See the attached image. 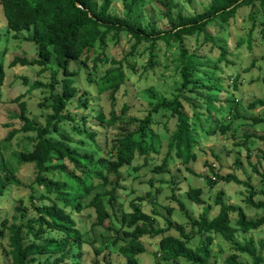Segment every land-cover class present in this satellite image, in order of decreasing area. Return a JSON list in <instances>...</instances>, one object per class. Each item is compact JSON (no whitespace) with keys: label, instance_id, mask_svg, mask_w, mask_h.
Returning a JSON list of instances; mask_svg holds the SVG:
<instances>
[{"label":"trees","instance_id":"trees-1","mask_svg":"<svg viewBox=\"0 0 264 264\" xmlns=\"http://www.w3.org/2000/svg\"><path fill=\"white\" fill-rule=\"evenodd\" d=\"M171 1V0H169ZM264 8V0H210L209 5L202 11L192 15L176 12L168 18V27L157 29L152 25L136 24L129 18L132 10L131 2L124 4L122 15L111 11V0H0V9L7 29L17 33L21 30L29 31L26 40L34 44L37 56L27 59L13 57L9 66H37L39 72L45 70L54 60V70L50 72L47 83L33 82V86L42 85L49 91L40 106L49 109L45 112L43 122L40 124L30 117L26 104L17 96L12 101L17 102L18 112L14 114L20 123L16 129H10L3 137L8 141L13 135L21 132L30 142L27 149L21 150L16 155V162L32 164L34 177L29 184L41 186L38 196L29 207L16 206L19 217H13L8 223L6 218L0 220V235L5 229L7 234L8 264H79L81 257L80 246L83 242L72 211H77L83 206L82 200L89 196L86 207H89L95 217L94 224L100 225L105 219L111 221L115 218L122 230L123 244H116L112 240V252L124 258V264H137V255L144 251L140 238L149 236L157 240V259L152 264H211L210 244L212 234H218L230 244L233 252L229 253L222 264H260L263 254L257 250L251 236L238 239L240 233L254 232L264 227V189L262 199L251 201L252 187L248 182L246 200L261 211L256 218H247L238 206L225 204L221 192H218L214 204L218 206L216 215L211 218L205 209L198 218H189L190 230L184 232L179 224L171 225L166 219L162 228L154 225V218L140 209L141 196L137 202L129 203L131 210L116 213V189L119 187V169L131 164L137 156H145L147 152L154 151L152 139L155 135L151 124L154 121L152 114L162 111L167 122L163 124L169 132L166 140V151L163 161L153 169L163 171L168 160L173 158L186 162L194 158L192 147L197 144L195 135L202 132L204 136L224 133L230 128L231 122L240 116L237 110L238 102L233 96L217 98L223 85L215 76L218 70L217 63L226 60L228 47L225 41L220 44L213 39L212 31L224 29L230 19L239 10L253 6V2ZM175 6L174 3L171 4ZM246 19L250 21L247 33L250 34L257 22V15L251 10L247 11ZM264 26V22L261 23ZM121 33L126 34L129 42L128 50L120 59L107 56L105 44L107 38H112L117 43ZM238 36L235 45L241 43ZM193 40V42H190ZM203 42L210 43L211 49L216 51V60H206L198 52ZM250 38H247L249 44ZM146 43V44H145ZM175 44V56L170 59L172 68L178 74L180 82L175 88L177 92L170 98L161 96L155 104L147 109L142 118L129 117L126 123H135L137 126L130 130L115 133L104 154L95 155L89 150H79L73 144L72 135L63 127V123H71L70 131L86 136L93 141L94 134L86 128L85 117L80 116L79 124L74 114L68 111L69 106L84 109L87 107V97L83 92L76 100L73 79L69 76L75 73L69 71L67 66L71 62L80 60L81 63H91L90 69L96 71L98 65L109 62V68L95 81L98 91H106L110 106H113L114 94L118 88L128 82L129 73L137 70V55L139 45L141 53L146 54L145 62L141 65V73L158 67L161 59H167L166 48ZM212 44V45H211ZM98 46L100 51L93 57L90 56ZM198 49V50H197ZM213 50V51H214ZM215 56V55H214ZM227 62V61H226ZM123 67L127 71L123 70ZM61 77H57V71ZM194 73L202 74L198 79ZM95 74V73H94ZM2 66L0 63V79ZM204 77L207 78L203 81ZM201 78V79H200ZM202 82V83H201ZM58 85L59 89L56 90ZM235 86V81L232 83ZM193 92L192 97L187 93ZM195 97L199 100H196ZM264 99H254L248 107L263 105ZM128 104L120 106V113L125 112ZM203 108L204 110H194ZM96 118L110 126L114 124L118 115L113 108L108 111V117L97 114ZM251 123L264 122V118L252 117ZM226 121V122H224ZM6 126V125H5ZM8 126V125H7ZM244 145L249 137H258L264 143V134L243 133ZM148 138V139H147ZM75 143V141H74ZM137 143V148L132 147ZM76 144L83 145L82 138ZM95 149H101L98 145ZM101 152V150H100ZM173 155V156H172ZM264 160V152L260 156ZM256 174L264 181V166L259 170L252 166ZM213 179L204 175L203 179L208 185L215 183L214 179L223 181L233 180L239 182L232 174L219 175L208 165ZM10 184L21 185L15 177L13 170L0 159V196ZM97 186L107 187L95 190ZM187 196L194 203H201L200 188H187ZM30 199L34 198L32 193ZM178 201V200H177ZM180 206H182L180 204ZM168 213L171 212L167 208ZM235 215L231 222L230 215ZM176 229L178 235L164 234L170 228ZM196 233L204 234V238L195 246H190L188 241ZM237 233V236H236ZM120 238L119 236H117ZM117 238V239H118ZM122 239V238H120ZM263 241L258 242L262 247ZM100 250L94 248V255ZM110 254V253H109ZM237 254H245L249 263L238 258ZM41 255H45L41 259ZM90 264H99L94 258ZM105 264H110L108 261Z\"/></svg>","mask_w":264,"mask_h":264},{"label":"rangeland","instance_id":"rangeland-1","mask_svg":"<svg viewBox=\"0 0 264 264\" xmlns=\"http://www.w3.org/2000/svg\"><path fill=\"white\" fill-rule=\"evenodd\" d=\"M129 2L132 4L129 18L134 20L136 24H149L157 29H165L168 27L167 19L172 18L176 12H181L184 15L198 13L209 5L210 0H111V11L122 15L124 4ZM172 3L175 6H172ZM248 10L257 15V22H255L257 25L250 34L247 33L250 24V21L246 19ZM262 22H264V8L258 6L255 1L249 9L247 7L239 9L224 29L212 31L216 43L220 42L221 44L225 41L229 51L226 60L221 59L217 63L218 70L215 72V76L220 79L223 89L216 96L217 98L233 96L238 102L237 113L243 117L233 120L230 128L226 129L224 133L216 132L204 136L202 132H198L195 135L197 144L192 147L193 159L182 162L172 157L166 163L163 171L156 172L153 168L164 159L169 132L163 126L168 120L165 116L166 113L159 111L152 114L154 121H152L151 128L155 133L152 139L154 151L149 150L145 156L135 157L131 164L124 165L119 169V187L115 192L117 215L121 211H130L129 203L139 201L137 198L141 196L140 209L143 213L154 218L155 227H164L167 219L171 225L179 224L184 232H188L190 224L189 218L185 214L191 218H198L199 214L206 209L209 218L216 215L218 206L214 204V200L218 192H221L225 204L242 208L247 218L254 219L261 214V211L252 203L247 202L248 187L244 185V182H248L252 187L251 201L255 202V200L263 198L260 190L264 189V181L260 179L252 166L254 165L259 170L264 166V160L260 157L261 152H264V143L258 137H249L244 145L240 142L244 139L243 133L264 134V122L253 124L250 119L252 117L264 118V104L255 105L252 108L247 106L254 99H264V26H261ZM29 33L26 30L14 33L7 29L0 9V63L2 66L0 79V159L5 161L7 166L13 170L15 177L21 182V185H8L3 195L0 196V220L6 218L8 223L12 221L13 217H19V212L15 207L19 205L21 210L24 206L29 207L30 202L36 200L41 188L36 184H32L31 188L29 187L34 177L32 164L19 165L16 162L17 153L30 146L25 135L18 132L8 141L3 140L4 135L10 129H16L20 125L18 119L14 117V114L18 112L17 102L12 101V99L21 96L19 100L25 102L28 115L41 124L45 112H48L49 109L40 106V103L44 97L48 96L49 91L42 85L33 86L32 84L33 82L47 83L50 72L55 67L54 60L49 62L51 64L42 72H39L37 66L8 65L15 56L27 59L37 56L34 44L26 40ZM238 36L242 37L241 43L235 45ZM127 37L126 34L121 33L117 38V43H114L112 38H107L106 55L120 59L128 50ZM247 38H250L249 44ZM210 43L203 42L201 48L197 50L203 54L202 56L206 60L212 62L216 60V51L214 48L211 49ZM174 45L171 44L166 48L167 59L160 57L159 66L154 67L153 70L148 69L144 73L140 72V67L145 62L147 55H139L141 53L140 48H142V45H139L138 53L134 56L137 62V70L127 74L128 82L121 85L115 92L113 106H110L107 92L98 91L95 84V81L103 74V70L109 68L111 63L106 62L98 65L96 71L90 69L91 63L84 64L80 60L71 62L67 66L69 71L75 72L69 76L73 79L72 84L75 87L74 99L76 100L77 96L82 95L83 92L87 97L86 108L69 106L68 111L74 114L79 124H81L79 117H85L84 125L94 134L93 141H91L86 136L70 131L71 123H67V121L63 123L65 130L72 135L73 144L79 150H89L98 156L101 153L104 154L103 152L109 147L115 133L130 130L137 126V122L126 123L129 117L142 118L147 109L152 104L154 105L161 96L170 98L177 92L175 86L179 84L180 79L170 62V59L175 56ZM94 48L90 58H93L100 51L98 46H94ZM123 70L127 71L125 67ZM60 73L58 70L56 74L58 78L61 77ZM201 75L194 73V77L197 79ZM88 77L95 81L89 82ZM201 80L206 81L207 78L204 77ZM234 81L235 86L233 87ZM55 89H59L58 85ZM187 95L192 97L193 92L187 93ZM195 99L199 100L196 97ZM124 103L128 104V108L125 112L120 113V106ZM110 108H113L118 118L114 124L108 126L105 122L98 120L96 115L102 114L107 118ZM197 109L204 110L203 108H195L194 110ZM80 138L84 140L83 145L76 144V140ZM96 145L101 149L96 150ZM132 147L136 149L137 143H132ZM208 165L219 175L232 174L239 182L223 181L216 178L214 184L208 185L202 177L206 175L213 179ZM189 187L200 188L201 203H194L187 196L186 190ZM104 188L107 187L97 186L95 190H103ZM30 193L34 195V198L30 199ZM89 197L90 195L82 200L84 207L71 212L75 227L78 228L83 240L80 246L79 264H90L94 258L98 260L99 264H105L106 261L110 264H124V258L112 252V249L116 247L113 246L112 240H115L116 244H123L122 230L126 227L120 225L115 218L111 221L105 219L100 225L94 224L95 217L92 210L84 205ZM167 208L171 209L170 213H168ZM234 218L233 213L230 215L231 222ZM167 233L178 235L177 230L173 227L164 234ZM7 234L8 232L3 229V233L0 235V264H8L9 262L6 251L8 249ZM212 236L210 248L213 257H211V264H222L223 259L233 250L230 244L218 234L213 233ZM249 236L253 238L257 250L262 252L263 260L260 264H264V227L254 232L240 233L237 238ZM158 238V235L154 238L149 236L140 238L144 251L137 255V264L155 262ZM203 238L204 234L196 233L188 241V244L195 246ZM260 240L263 241L262 247L258 246ZM94 248L100 250L97 255H94ZM237 255L239 259L249 263L247 255ZM44 256L41 255V259L45 258Z\"/></svg>","mask_w":264,"mask_h":264}]
</instances>
